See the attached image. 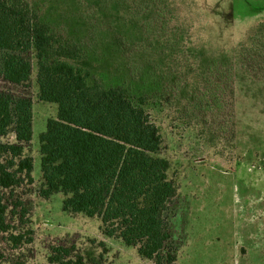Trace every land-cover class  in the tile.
<instances>
[{
    "label": "trees",
    "instance_id": "16d2710c",
    "mask_svg": "<svg viewBox=\"0 0 264 264\" xmlns=\"http://www.w3.org/2000/svg\"><path fill=\"white\" fill-rule=\"evenodd\" d=\"M161 4L0 0V243L17 251L34 240L26 227L32 203L24 196L34 185V104L28 92L35 60L39 100L57 106V117L39 137L40 197L63 194L65 213L98 219L103 236L135 248L142 259L176 264L177 188L152 117L157 103L168 94L164 103H169L175 92L164 67L165 50L172 48L161 44V35L149 38V19L163 18L152 11ZM248 40L236 49L243 65L250 55L244 49ZM188 44L194 46L189 39ZM261 44L252 48L262 50ZM194 50L205 58L203 47ZM231 55L220 51L213 66L227 69ZM212 63L201 60L198 67L209 69ZM189 75L183 95L200 76ZM3 259L0 251V264ZM48 263L108 264L88 261L73 246L52 247Z\"/></svg>",
    "mask_w": 264,
    "mask_h": 264
},
{
    "label": "rangeland",
    "instance_id": "374dc122",
    "mask_svg": "<svg viewBox=\"0 0 264 264\" xmlns=\"http://www.w3.org/2000/svg\"><path fill=\"white\" fill-rule=\"evenodd\" d=\"M160 1L162 8L152 11L162 12L163 18L159 23L155 15L149 19V38L152 42L161 35V44L172 48L171 53L165 50L164 67L175 92L169 103H164L169 94L157 103L152 117L177 188L172 223L179 246L176 264H264V31L258 30L264 24V0ZM247 38L244 49L250 55L243 65L236 49ZM257 41L262 50L252 48ZM200 47L205 58L194 50ZM220 51L232 53L227 69L213 66ZM201 60L213 62L212 68H199ZM33 66L28 95L34 104V185L24 199L32 203L26 227L34 240L17 251L1 241L2 264H49L54 246H73L90 262L155 264L135 248L103 236L98 219L65 213L63 194L40 197L39 137L57 117V106L39 100L35 60ZM191 71L200 76L193 91L183 95L180 89Z\"/></svg>",
    "mask_w": 264,
    "mask_h": 264
}]
</instances>
